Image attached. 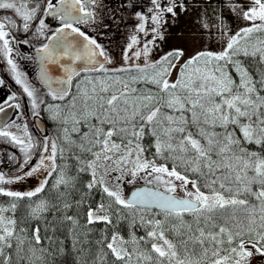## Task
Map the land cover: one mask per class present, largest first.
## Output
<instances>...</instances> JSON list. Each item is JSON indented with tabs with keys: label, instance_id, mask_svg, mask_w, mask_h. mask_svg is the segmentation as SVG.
I'll list each match as a JSON object with an SVG mask.
<instances>
[{
	"label": "snow or ice",
	"instance_id": "1",
	"mask_svg": "<svg viewBox=\"0 0 264 264\" xmlns=\"http://www.w3.org/2000/svg\"><path fill=\"white\" fill-rule=\"evenodd\" d=\"M229 7L245 26L230 32L205 9L197 28L201 44L216 28L220 50L185 58L196 37L181 36L154 59L185 0H0V59L22 89L0 101L16 110L0 142L21 154L0 171V264H264V0ZM129 27L116 66L102 39ZM22 47L40 87L13 58ZM19 95L54 135L17 122ZM124 222L128 239L109 236Z\"/></svg>",
	"mask_w": 264,
	"mask_h": 264
},
{
	"label": "rangeland",
	"instance_id": "2",
	"mask_svg": "<svg viewBox=\"0 0 264 264\" xmlns=\"http://www.w3.org/2000/svg\"><path fill=\"white\" fill-rule=\"evenodd\" d=\"M185 2L188 5V11L182 12L176 22L170 26L167 40L161 43L159 49L153 53L154 59L180 44L181 41H179L177 37L181 36L185 38L191 36L196 37L194 41L188 39L183 41V46L185 47V58L193 55L197 50L204 47H210L213 51L220 50L222 42L216 28L211 29V37L209 36V30H204V42L201 44L199 40V33L197 32V28L201 20V14H203L205 9H207V19L209 23L214 22L217 26H219L221 21L218 20L217 17L220 16L223 18V24L227 25L228 30L230 32H235L238 25L237 20H239V18H237V16L234 15L235 13L231 11L229 7L230 2L239 3L244 7L249 6V0H185ZM245 23L246 22H243V24ZM129 31H131V27L125 29V34L123 35L121 41L124 42L126 39V33ZM138 38L143 39V34H140ZM116 57L117 56L115 55L113 59L116 61V66H119L118 59ZM172 79H175V75H173ZM36 183L37 181L35 178H32L28 181H24L22 184L13 185L12 187L15 190L23 191L27 190L30 186H34Z\"/></svg>",
	"mask_w": 264,
	"mask_h": 264
},
{
	"label": "flooded vegetation",
	"instance_id": "3",
	"mask_svg": "<svg viewBox=\"0 0 264 264\" xmlns=\"http://www.w3.org/2000/svg\"><path fill=\"white\" fill-rule=\"evenodd\" d=\"M4 14H10V13H5L4 10H0V15H4ZM17 20H19V18H17ZM52 23L54 24L55 21H53ZM21 26H22V22H21ZM122 33H125V29L122 30ZM14 34H17L19 36L23 35L22 31L20 33H14ZM123 35L124 34H122L121 36H118L111 43H109L107 39H102V43H104L105 45L111 48L113 57L115 55L117 56L116 58L118 59L119 65L121 63L120 57H119L120 48L117 47V44H123V41H121ZM33 43L35 45L37 42L34 41ZM20 55H23L25 57L34 55L33 48L22 47L19 49V52L14 51L13 58L16 60L18 64L19 70L24 72L30 80L37 81L36 86L40 87L38 83V71L39 70H38L37 65L32 61L20 59ZM0 80L4 81V84L0 85V101L5 99L9 94L13 92L18 93V94L22 93V89L20 88V86L15 84V81L12 77L11 72L8 70V66L2 59H0ZM17 102H21L23 104V110L28 115L27 120L25 121L17 120V122L20 123L21 125H23L24 123H27L29 126L30 133L34 135L42 136V134H44V129L47 130V134L49 136L55 133L54 122L48 118L46 113H42L39 119L31 118L30 104L28 103L26 95H19ZM6 111H7V115L0 114V120L11 121L13 119H16L15 109H7ZM12 131H16V130L12 129ZM10 154H15L17 157L21 155L19 153L18 148L14 147L11 144L0 142V161H2V163H0V168L2 167L4 170H6L8 174H12L13 161L9 160Z\"/></svg>",
	"mask_w": 264,
	"mask_h": 264
},
{
	"label": "trees",
	"instance_id": "4",
	"mask_svg": "<svg viewBox=\"0 0 264 264\" xmlns=\"http://www.w3.org/2000/svg\"><path fill=\"white\" fill-rule=\"evenodd\" d=\"M240 21H241V22H240ZM243 22H245V21H243L242 19H239V20H238V23H237L238 26H237V28H236L235 31L239 30V28H241V27H243V26L246 25L247 22H246L245 24H243ZM253 42H254V41H253ZM161 55H163V54H161ZM161 55H160V56H161ZM157 58H158V57H157ZM131 87L139 89L140 92H147L149 89H151L153 92H155V87H154L153 85H151V84L145 85L144 83H138V84H135V83H134V84H131ZM135 95H139V92L136 93ZM52 135H54V134H51V136H52ZM145 144L147 145V138H146ZM253 148H255V146H253ZM98 202H99V196H97V197L95 198V200L93 201V206H95V203H98ZM0 203H4L5 206H6V205H7V198H0ZM86 206H87V205H85V208H86ZM78 211H79V210H78ZM24 212H25V209H21V211H20V213H18V215H22ZM49 219H51L50 216H49ZM81 222L83 223L84 220L82 219ZM41 227L43 228V225H41ZM96 227H97V228H103L104 225H97ZM114 230H118V231L120 232V234H121L125 239H128L130 229H129V225L127 224V222L122 223V224L118 227V229H113V228L110 227V228L108 229V234H109V236L111 235V232L114 231ZM41 234L43 235V231H42ZM136 234H137V236L144 235V234H145V230H144L143 228H139V227H138V228L136 229ZM60 238L63 239L62 236H61ZM70 260H71V257H69V261H70ZM57 264H63V258L58 257V258H57ZM108 264H111V259H109Z\"/></svg>",
	"mask_w": 264,
	"mask_h": 264
},
{
	"label": "water",
	"instance_id": "5",
	"mask_svg": "<svg viewBox=\"0 0 264 264\" xmlns=\"http://www.w3.org/2000/svg\"><path fill=\"white\" fill-rule=\"evenodd\" d=\"M45 128V126H44ZM45 130V129H44ZM43 135V134H42ZM0 171H4L6 174H8V172L6 170H4L2 167L0 168Z\"/></svg>",
	"mask_w": 264,
	"mask_h": 264
},
{
	"label": "crops",
	"instance_id": "6",
	"mask_svg": "<svg viewBox=\"0 0 264 264\" xmlns=\"http://www.w3.org/2000/svg\"><path fill=\"white\" fill-rule=\"evenodd\" d=\"M234 15H235V14H234ZM234 15H233V16H234ZM235 17H236V16H235ZM237 23H238V20H237ZM234 26H235V24H234ZM237 26H238V25H237ZM235 27H236V26H235Z\"/></svg>",
	"mask_w": 264,
	"mask_h": 264
}]
</instances>
